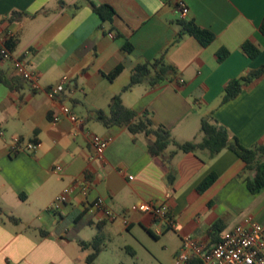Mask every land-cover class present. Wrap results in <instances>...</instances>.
Wrapping results in <instances>:
<instances>
[{"label": "crops", "instance_id": "crops-1", "mask_svg": "<svg viewBox=\"0 0 264 264\" xmlns=\"http://www.w3.org/2000/svg\"><path fill=\"white\" fill-rule=\"evenodd\" d=\"M178 2L188 8L185 15ZM100 4L114 9L111 20L93 9ZM13 10L27 14L10 22L13 53L37 74V85L31 87L0 58L6 80L0 81V264H78L89 249L82 250L74 239L76 222V236L82 240L96 233L105 240L135 225L152 232L153 218L131 211L130 205L163 202L166 192L171 194L172 231L179 237L173 258L186 234L210 247L236 224L250 219L264 226V187L257 193L247 189L245 178L253 172L231 150L212 158L206 151L176 152L169 163L174 171L169 183L163 157L147 151L153 136L132 135L125 126L105 127L93 118L94 110L107 113L111 97L120 93L125 106L137 114L150 112L154 123L168 128L178 142L197 140L200 119L211 114L241 145L264 143V71L236 97L222 101L229 80L264 70L259 30L264 0H0V19L8 21ZM179 20L211 31L213 40L204 46L184 34L175 41ZM245 41L258 47L255 57L242 49ZM125 42L131 51L124 49ZM222 48L228 54L218 61L216 52ZM160 56L175 67V74L121 91L137 64ZM118 65L120 73L109 80L105 74ZM60 82L62 90L50 96L48 90ZM61 105L78 121L60 113ZM56 114L59 119L53 121ZM93 134L111 138L100 157L90 145ZM14 136L35 142L34 149L13 153ZM56 165L60 171L53 170ZM210 174L214 180L198 191ZM74 180L86 183V193L77 191L59 210H48ZM97 197L128 224L89 210L86 205ZM86 229L89 237L82 236Z\"/></svg>", "mask_w": 264, "mask_h": 264}, {"label": "trees", "instance_id": "trees-1", "mask_svg": "<svg viewBox=\"0 0 264 264\" xmlns=\"http://www.w3.org/2000/svg\"><path fill=\"white\" fill-rule=\"evenodd\" d=\"M93 9L103 20H111L115 14L114 9L107 4L93 5ZM21 15L27 14L25 12L13 10L7 20L11 22ZM4 20L5 19H0V22ZM178 23L180 28L176 34L175 41H178L184 34H189L194 36L205 46L214 38V34L211 31L199 27L192 20H179ZM259 30L264 35V16L261 20ZM14 39L15 35L11 37L6 44L7 48L11 51L14 50ZM123 47L127 51L132 50V46L128 42H125ZM242 49L247 56L251 58L259 53L258 47L250 41H245L242 44ZM227 54L228 51L226 49H219L216 52L217 60H223ZM121 69L122 66L118 65L109 73L105 74V76L109 80H113L120 73ZM263 71V69L252 70L246 75L229 80L223 87L222 101L236 97L244 86H247L253 79L258 78ZM175 73V67L167 63L163 56H160L151 62L137 64L131 70L129 81L121 91H127L132 86L142 83L143 81H147L150 85H153ZM0 81L6 83V80L1 74ZM93 118L105 127L125 126L127 131L132 135L144 134L145 136H153V139L147 143V151L152 157H163L164 161L169 166L167 173V181L169 183H171L174 178V171L169 163L176 152L196 153L198 151H206L208 158H212L221 150L228 149L244 161L245 170L253 172L252 176H247L245 178L247 189L252 193H257L264 187V143L254 144L250 147L241 145L236 137L232 135L225 126L219 124L211 114L200 119V140H187L183 142L176 141L171 135L170 130L164 125L154 123L150 112L147 110L137 114L134 110L125 106L122 102L120 93L111 97L109 111L107 113L101 110H94ZM170 146H172V148L166 151ZM214 177V174L208 175L199 184L197 190L202 191L205 189L214 180ZM8 218L15 222L19 221V219L13 215H9ZM76 223L77 225H75L73 230L75 233L74 239L82 250L89 249V252L85 256V262L92 263L102 249L101 244L104 238L100 233H96L91 240H82L78 238L76 236V231L79 229L80 224H78V222ZM213 229L215 232H219L221 228L217 224H214ZM147 232L153 237H157L149 229H147ZM188 264H200V261L198 258H192Z\"/></svg>", "mask_w": 264, "mask_h": 264}, {"label": "built area", "instance_id": "built-area-1", "mask_svg": "<svg viewBox=\"0 0 264 264\" xmlns=\"http://www.w3.org/2000/svg\"><path fill=\"white\" fill-rule=\"evenodd\" d=\"M181 15L188 12V8L178 2ZM15 35L14 29L10 22H0V57L2 60L9 61L11 67L18 77L27 81L31 87H36L37 74L28 68L25 60L19 55L14 54L6 46L11 37ZM62 82L50 88V96L59 93L62 90ZM60 113L64 114L72 121H78L76 115L67 105H61ZM59 115L53 116V121H57ZM111 138L93 134L90 137V145L94 150L95 156H102L105 148ZM11 151L17 153L23 149L32 150L35 147L33 141H23L19 136L11 138ZM54 171H60L61 166L56 165ZM77 191L83 194L87 191V185L84 181L74 180L71 184L63 188L51 201L48 210L57 211L63 204L69 201L72 195ZM170 192L165 193V200L157 202L155 200L138 201L130 205L131 211H138L149 214L154 220L152 233L160 235L164 231L174 228V221L170 215ZM87 208L91 211L99 210L102 215L109 219L115 220L120 218L124 225L128 224L125 217L119 216L107 206L103 197H97L88 203ZM192 258H198L200 264H264V226L257 221L247 220L245 224H236L226 228L221 232L220 238L207 247L204 242L195 238L191 234L182 237L181 246L174 256L173 264H188Z\"/></svg>", "mask_w": 264, "mask_h": 264}, {"label": "rangeland", "instance_id": "rangeland-1", "mask_svg": "<svg viewBox=\"0 0 264 264\" xmlns=\"http://www.w3.org/2000/svg\"><path fill=\"white\" fill-rule=\"evenodd\" d=\"M201 134L197 128V140ZM172 147V146H170ZM88 229L83 237H89ZM179 237L172 230H167L153 237L139 225L127 231L112 232L103 241L102 249L92 263H86L83 255L78 264H173ZM84 254V253H83Z\"/></svg>", "mask_w": 264, "mask_h": 264}]
</instances>
